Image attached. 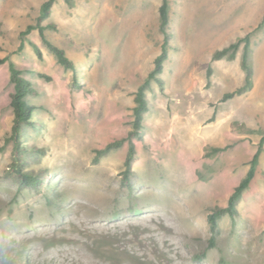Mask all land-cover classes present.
<instances>
[{"label": "rangeland", "instance_id": "rangeland-1", "mask_svg": "<svg viewBox=\"0 0 264 264\" xmlns=\"http://www.w3.org/2000/svg\"><path fill=\"white\" fill-rule=\"evenodd\" d=\"M44 1L0 0V56L38 90L28 97L36 108L23 139L45 149L25 154L42 185L20 191L8 170L12 143L0 152V264H264V147L234 222L219 219L215 246L196 257L211 236L207 215L227 204L264 135V0H169L164 85L151 80L146 91L131 191L121 183L127 143L93 158L131 129L134 93L161 50L162 0H56L43 23L57 28L45 35L74 61L78 84L37 28L21 35ZM249 32L253 87L222 101L243 80L240 50L233 59L212 54ZM11 91L5 62L0 145L13 122Z\"/></svg>", "mask_w": 264, "mask_h": 264}, {"label": "trees", "instance_id": "trees-1", "mask_svg": "<svg viewBox=\"0 0 264 264\" xmlns=\"http://www.w3.org/2000/svg\"><path fill=\"white\" fill-rule=\"evenodd\" d=\"M56 0H46L42 3L40 13L37 16L36 24H30L27 28L21 32V35H27L34 28H37L39 34L46 44L48 49L55 55L57 62L62 65L65 69L73 71V84H78L76 76V65L74 61L67 55L66 51L55 42L48 39L45 35L46 28L56 29V23H47L44 24L43 21L47 19L51 13L52 8ZM66 2L71 5L70 0ZM159 32L162 34L163 40L161 43L160 53L157 54L153 61V67L148 73L147 78L137 87L134 93V105L132 107V122L131 129L127 132L126 136L119 139H115L111 142H108L103 148L96 149L95 156L93 158V163H97L99 159L106 155L111 150L121 147L124 143L128 144L127 153L123 163V169L121 171V183L126 186L130 191L132 190L131 177L133 175V163L136 155V146L135 139L141 138V130L143 128V121L145 113L149 109V103L146 96V91L150 87L151 80L156 81L159 86L164 85L163 79L159 75L163 71L164 62L168 58V44L170 41L171 34L169 32L170 24V13H169V0H162L159 6ZM264 25V15L257 27ZM36 55L42 59L43 52L38 44L31 42ZM24 40H21V43L18 47V51L23 50ZM240 50L239 63L240 67L244 73L243 80L234 89L231 91L225 92L221 100L225 101L227 99L233 98L238 95L245 94L253 87V75H254V63L252 57V42H251V33H246L244 36L237 38L235 41L231 42L229 45L217 49L212 54V60H218L222 58L233 59L235 58L237 52ZM7 62L8 69L10 74V81L12 83V91L10 93V105L13 112V122L9 134L5 137L4 144L0 145V152L3 151L5 144L8 142L12 143L11 151V161L8 164V170L14 172L17 176L18 191L23 188H39L43 181L44 176L41 172L34 169L27 168V160L25 154L28 151H32L35 154L40 155L45 154V149L38 147L36 145L29 146L23 139L24 127L32 125V115L36 106L28 101L29 96H34L38 94V90L35 87L32 80L25 77L22 74L16 64L10 59L9 55L0 56V65ZM212 73V67L208 66L206 71L207 81ZM40 77H44L47 80H50L51 77L45 73L39 72ZM214 115V114H213ZM230 145L223 147L213 146L206 151V156H211L219 151L225 150ZM264 147V135L261 136L257 149L250 160L249 168L246 174L240 179L238 184L234 187L232 192L229 194L227 204L224 206L216 205L211 209V212L207 215V221L209 224V230L211 236L209 238V243L206 248L201 251V254L198 257L199 259L205 256L206 250L215 246V239L219 232L218 230V221L224 215H228L234 222L235 217L238 214V202L242 198V195L246 188H248L250 182L255 176L256 167L259 162L260 155Z\"/></svg>", "mask_w": 264, "mask_h": 264}]
</instances>
